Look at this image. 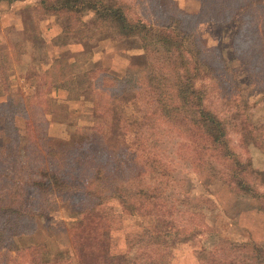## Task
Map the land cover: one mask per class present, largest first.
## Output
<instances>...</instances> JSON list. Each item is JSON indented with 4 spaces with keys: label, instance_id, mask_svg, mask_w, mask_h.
I'll return each mask as SVG.
<instances>
[{
    "label": "trees",
    "instance_id": "obj_1",
    "mask_svg": "<svg viewBox=\"0 0 264 264\" xmlns=\"http://www.w3.org/2000/svg\"><path fill=\"white\" fill-rule=\"evenodd\" d=\"M143 1L40 0L44 13L62 18L56 43L79 39L85 49L73 59L56 55L39 66L44 87L0 100V264H15L17 255L28 264H102L98 237L116 231L126 238L108 264L116 258L124 264L169 262L171 241H191L190 234L205 232L202 226L212 224V215L223 209L210 190H197L202 173H210L230 193L264 203V172L236 155L230 120L211 103L207 87L215 81L223 98L236 105L233 119L240 120L237 128L245 140L257 141L258 125L237 108L241 100L249 103L244 99L250 88L259 86L257 97L264 95L254 68L264 64V6L257 0H199L203 8L219 1L211 6L222 15L218 25L234 31L233 64L221 50L222 69L211 66L202 38L192 32L188 13L176 0ZM145 6L155 18L145 16ZM107 38L128 39L134 47H123L126 54L142 50L131 55L143 68L139 76L121 75L97 61L85 64L92 59L93 43ZM247 51L259 54L249 61ZM242 74L248 76L245 81ZM197 76L211 82L200 83ZM41 92L52 96L41 97ZM69 100L86 103L91 119L78 128L74 142L52 144L49 125ZM173 103L183 109L188 125L177 126L166 114ZM51 197L78 228L80 240L71 256L52 258L45 242H16L35 231L38 217L53 215ZM131 219L138 230H126ZM196 219L202 221L193 228ZM217 240L203 248L209 253L204 264H238V252L264 264L258 241ZM223 248H228L225 256L215 262Z\"/></svg>",
    "mask_w": 264,
    "mask_h": 264
},
{
    "label": "rangeland",
    "instance_id": "obj_2",
    "mask_svg": "<svg viewBox=\"0 0 264 264\" xmlns=\"http://www.w3.org/2000/svg\"><path fill=\"white\" fill-rule=\"evenodd\" d=\"M176 1L188 13L187 17H189L188 21L193 28L192 32H196L202 38L201 43L206 46V55L212 59L211 66L223 67L222 54L225 56L226 61L230 62L234 57L233 46L236 43V37L233 36L234 31L229 26L220 28L218 25L219 18L222 15L212 10L211 6L220 5V2L206 6L211 8V10H206V7L203 8L199 0ZM143 2L145 3V0ZM257 2L264 6V0H257ZM39 5L40 0H4L0 2V100L11 95L18 97L21 94H31L44 87L41 85L44 79L42 80L39 74V66L42 68V65L50 64L51 58L56 55L73 59L78 51L85 49L80 40L74 38H67L63 42L66 44L58 45L56 42L60 41L58 37L62 30V18L58 19L53 14L44 13ZM144 8L145 16L155 18L152 16L154 14L151 13L149 6ZM260 14L264 20V9ZM157 20H160V18ZM211 22H214V24ZM34 35L38 37L36 38ZM60 39L62 40V38ZM116 40L118 39L107 38L93 43L94 53L91 55L92 59L85 62V64H95L93 62L97 61L96 64L111 66L114 71H118L121 75L139 76L143 68L139 65V61L131 55L141 54L142 50L133 48L134 50L132 49L126 54L123 47L132 48L134 47L132 43L128 39ZM134 45L137 47L136 43ZM221 50L224 53L221 54ZM247 54L250 56L249 61H252V58L257 57L259 52L247 51ZM230 64L233 63L230 62ZM254 68L257 75H259L257 80L264 82V64H255ZM198 76L197 81L203 82V79ZM247 78V74L241 75L243 81ZM205 82L210 83L211 81H204L203 84ZM207 87L209 94L212 95L211 103L217 107L219 106L221 114L230 120V123H228L230 129L229 139H231V145L236 155L250 160L254 169L264 172V95L257 97L260 96V87L256 86L255 91L253 88L246 90L245 94L247 96L244 100L249 103L245 104L244 102L245 105H242L241 100L240 107L237 108L244 110V114L250 116L252 121L258 125V128L255 129V133L258 134L257 141L245 140L242 131L238 129L239 127L237 128L240 120L233 119V115L237 114L236 105L227 98H223L222 94L218 92L215 81L208 84ZM40 95L43 97V92ZM47 96H52V93L45 94L44 98ZM59 108L61 109L55 115L58 120H53L49 125V141L52 144H62L67 141L74 142L78 128L87 124V120L91 119L88 106L80 100H69L63 102ZM165 112L173 124L181 127L188 125L185 113L178 103L167 106ZM260 144L263 147H260ZM199 178L200 183L196 185V187L198 186L197 190H202L200 192H205L206 189L210 190L221 203L223 209L212 215L211 219L213 218V221H208L212 224L202 226V228H205V232L203 231L201 234L192 232L189 236L192 238L191 241L181 242L179 239L171 241L169 250L171 260L169 262L167 259H155L143 264H204L207 262L209 253L205 252L203 248L211 247L213 242L218 241L217 239L220 236L225 239L255 240L264 247V203L260 200L230 193L218 181H215L208 172L200 174ZM254 178L261 182L260 176H254ZM51 205L55 209L53 215L44 220L38 217L35 231L19 236L16 242L18 245L45 242L52 258L60 256L59 253H66V256H71L75 250L74 244L79 243L80 240L78 228L71 220L66 218V211L54 197H51ZM225 208H227L226 211ZM180 218H183L181 213ZM201 221V219L194 220L193 228ZM135 222V219H131L126 224V230H138L139 226ZM187 222L186 218L181 224ZM51 225L53 227L50 228ZM98 238L101 241V246H103V259L101 258L102 262L100 263L108 264L106 261L111 259V254L116 255V251L123 245L126 235L123 232L116 231L109 236ZM95 246H98V244H95ZM227 250L228 248H223L222 252L216 255L215 262L221 261V256H225L224 253ZM84 251L89 252L90 247H84ZM236 261L238 264H257L253 258L246 259L242 252L237 253ZM15 264H28V262L24 256L17 255ZM115 264L124 263L122 259L116 258Z\"/></svg>",
    "mask_w": 264,
    "mask_h": 264
},
{
    "label": "crops",
    "instance_id": "obj_3",
    "mask_svg": "<svg viewBox=\"0 0 264 264\" xmlns=\"http://www.w3.org/2000/svg\"><path fill=\"white\" fill-rule=\"evenodd\" d=\"M2 124H3V120L2 118L0 117V136L2 134Z\"/></svg>",
    "mask_w": 264,
    "mask_h": 264
}]
</instances>
